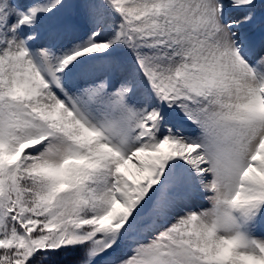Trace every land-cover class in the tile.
I'll list each match as a JSON object with an SVG mask.
<instances>
[{
    "label": "snow or ice",
    "instance_id": "obj_1",
    "mask_svg": "<svg viewBox=\"0 0 264 264\" xmlns=\"http://www.w3.org/2000/svg\"><path fill=\"white\" fill-rule=\"evenodd\" d=\"M0 264H264V0H0Z\"/></svg>",
    "mask_w": 264,
    "mask_h": 264
}]
</instances>
